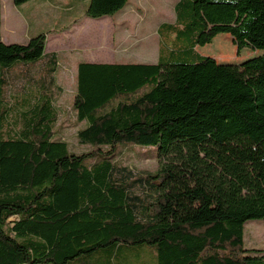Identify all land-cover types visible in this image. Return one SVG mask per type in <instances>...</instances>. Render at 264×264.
<instances>
[{"label":"trees","instance_id":"obj_1","mask_svg":"<svg viewBox=\"0 0 264 264\" xmlns=\"http://www.w3.org/2000/svg\"><path fill=\"white\" fill-rule=\"evenodd\" d=\"M129 1L90 0L84 18ZM175 13L156 64H78L74 124L88 149L76 153L46 87L59 66L49 33L5 44L0 2V264H264V250L245 249L246 223L264 219V52L226 65L197 51L225 33L238 54L264 51V0H179ZM20 61L44 74L17 116L3 102ZM134 146L157 149L156 172L121 163Z\"/></svg>","mask_w":264,"mask_h":264},{"label":"rangeland","instance_id":"obj_2","mask_svg":"<svg viewBox=\"0 0 264 264\" xmlns=\"http://www.w3.org/2000/svg\"><path fill=\"white\" fill-rule=\"evenodd\" d=\"M6 1L2 5V22L5 20ZM67 4L74 5V11L61 10L55 13L58 17V30L69 31L74 24H80L85 20V10L89 5V0H66ZM179 0H130L127 7L115 15L108 17L107 23L110 27L105 31L98 26L99 20L89 19L81 29L80 37L84 41H94L97 44L108 46L104 55H108V60L114 64H156L159 58L160 44L162 37L159 33L160 27L164 24H175V6ZM29 18L30 12H25ZM112 22V23H111ZM32 23V21H31ZM69 27H60V26ZM4 30V28H3ZM52 34V33H51ZM62 48L66 50L64 44ZM69 47V45H68ZM198 53L215 59L220 64L239 65L242 62L261 55L264 51L244 50L238 54V49L233 42L231 34L218 35L212 44L198 46ZM68 54V53H65ZM83 53H72L67 57H62L60 66L57 67L53 78H47L51 92L54 94L55 108L59 111L57 123L58 137L68 143L72 152L82 153L88 147L80 144L78 133L84 125H75L76 113L74 111V96L76 92L77 66L83 60ZM27 63V64H25ZM25 65H33L30 62H17L10 66L13 70V83L5 85V101L3 107L17 116L21 112L29 109L30 104H34L40 96V87L26 84L21 77L23 71L27 69L31 73L32 79L39 81L44 74L43 64L31 66L24 69ZM11 79V78H10ZM56 79L55 86L51 80ZM29 101L28 104L26 102ZM114 104H117L115 102ZM16 116L9 120L11 123ZM118 159L125 166L132 168L136 173L156 172L160 163L157 159V149L141 146L133 148H122L119 150ZM245 249L264 250V219L250 220L245 225Z\"/></svg>","mask_w":264,"mask_h":264},{"label":"crops","instance_id":"obj_3","mask_svg":"<svg viewBox=\"0 0 264 264\" xmlns=\"http://www.w3.org/2000/svg\"><path fill=\"white\" fill-rule=\"evenodd\" d=\"M0 2L4 5L3 0H0ZM66 2V0H32L27 4L17 6L14 4L13 0H7L5 5L6 12L4 14L5 20H3L1 29L3 42L7 45H27L30 40L36 36L43 33H49L45 55H47V57L54 56L59 66L62 57H67L72 53H76V51L77 53L84 54L83 60L85 62L93 64H114L104 61L109 58L108 55H104L105 50L109 51L107 45L96 47L98 43L91 40L84 41L81 39V29L87 22H91L88 21L89 18L85 19L80 24L72 25V28H70L69 31L61 32V30H58V17L55 16V13L61 10L68 12L74 11L75 8L73 4L69 5ZM28 11L30 12V14H28L29 18L25 14V12ZM107 18L108 17H104L97 21L99 22L98 26L102 31H105L110 27L109 23L106 21ZM60 27L69 26L66 25ZM61 44H64L65 48L67 47L68 50L66 48L67 51H65ZM30 76L31 75L28 73L21 74V77L26 84L30 83Z\"/></svg>","mask_w":264,"mask_h":264},{"label":"water","instance_id":"obj_4","mask_svg":"<svg viewBox=\"0 0 264 264\" xmlns=\"http://www.w3.org/2000/svg\"><path fill=\"white\" fill-rule=\"evenodd\" d=\"M226 65H232V64H226Z\"/></svg>","mask_w":264,"mask_h":264}]
</instances>
